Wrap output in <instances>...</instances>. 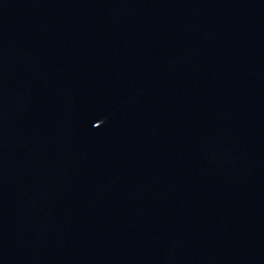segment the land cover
Returning <instances> with one entry per match:
<instances>
[{
    "label": "water",
    "instance_id": "water-1",
    "mask_svg": "<svg viewBox=\"0 0 264 264\" xmlns=\"http://www.w3.org/2000/svg\"><path fill=\"white\" fill-rule=\"evenodd\" d=\"M0 264H264V0H0Z\"/></svg>",
    "mask_w": 264,
    "mask_h": 264
}]
</instances>
